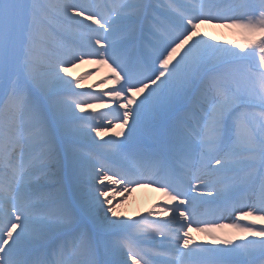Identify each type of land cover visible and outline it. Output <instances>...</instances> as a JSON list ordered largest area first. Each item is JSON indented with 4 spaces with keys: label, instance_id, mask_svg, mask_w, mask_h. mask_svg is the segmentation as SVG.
Returning a JSON list of instances; mask_svg holds the SVG:
<instances>
[{
    "label": "snow or ice",
    "instance_id": "6c2138e0",
    "mask_svg": "<svg viewBox=\"0 0 264 264\" xmlns=\"http://www.w3.org/2000/svg\"><path fill=\"white\" fill-rule=\"evenodd\" d=\"M0 264H264V0H0Z\"/></svg>",
    "mask_w": 264,
    "mask_h": 264
},
{
    "label": "bare ground",
    "instance_id": "6f19581e",
    "mask_svg": "<svg viewBox=\"0 0 264 264\" xmlns=\"http://www.w3.org/2000/svg\"><path fill=\"white\" fill-rule=\"evenodd\" d=\"M219 27H202V31H207L209 33V36H216L218 39H224V36L225 37H231V36H234L236 37L237 39L239 38L235 33H233L230 29H227V28H224L222 31H219L218 30ZM228 31L230 32V35L228 33ZM85 65H82V64H79L77 65L75 68L71 69L72 71V74L74 75L78 70H80L82 67H84ZM89 71V70H87ZM102 73H108V70L106 67H102L100 66L99 67V70L98 71H95L93 74H91V79H94L97 75L99 74H102ZM86 86V85H85ZM141 187L140 188H136V191L135 192H131L130 194L127 195V200L124 202V204L122 205L120 211L124 212L127 214V216H131L134 212H135V209H134V204L138 201H142V200H146L147 196L146 194L143 193V191H141ZM139 191V192H138ZM136 192H138L136 194ZM136 194V195H135ZM136 197V198H135ZM195 234H198L196 232H193V235L194 236H197ZM199 235V234H198ZM205 237L202 236V240L204 239Z\"/></svg>",
    "mask_w": 264,
    "mask_h": 264
},
{
    "label": "rangeland",
    "instance_id": "374dc122",
    "mask_svg": "<svg viewBox=\"0 0 264 264\" xmlns=\"http://www.w3.org/2000/svg\"><path fill=\"white\" fill-rule=\"evenodd\" d=\"M87 80H85L84 82H86Z\"/></svg>",
    "mask_w": 264,
    "mask_h": 264
}]
</instances>
